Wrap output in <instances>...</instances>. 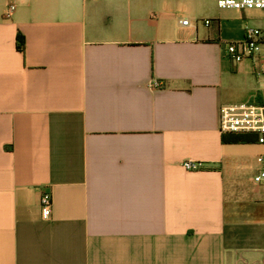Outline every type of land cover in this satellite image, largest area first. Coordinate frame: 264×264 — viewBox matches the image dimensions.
I'll list each match as a JSON object with an SVG mask.
<instances>
[{"label": "crops", "instance_id": "1", "mask_svg": "<svg viewBox=\"0 0 264 264\" xmlns=\"http://www.w3.org/2000/svg\"><path fill=\"white\" fill-rule=\"evenodd\" d=\"M148 1L0 0V264H264V147L218 126L264 104L222 41L241 10L198 0L174 28Z\"/></svg>", "mask_w": 264, "mask_h": 264}, {"label": "built area", "instance_id": "2", "mask_svg": "<svg viewBox=\"0 0 264 264\" xmlns=\"http://www.w3.org/2000/svg\"><path fill=\"white\" fill-rule=\"evenodd\" d=\"M217 5L221 9L264 10V0H217ZM13 9L14 5H11L6 17L10 16ZM203 23L209 26L211 19L205 18ZM181 24L189 25L190 21L182 19ZM226 53L236 63L251 60L258 70L257 74H262L264 72V31L260 28L246 27L243 39L230 42L226 47ZM218 126L221 133H254L256 142L264 147V104L254 102L224 104L220 107ZM182 167L193 171L198 170L201 165L198 162L185 160ZM256 168L253 181L264 184V149L256 156ZM40 205L44 217H50L52 197L49 192L41 195Z\"/></svg>", "mask_w": 264, "mask_h": 264}, {"label": "rangeland", "instance_id": "3", "mask_svg": "<svg viewBox=\"0 0 264 264\" xmlns=\"http://www.w3.org/2000/svg\"><path fill=\"white\" fill-rule=\"evenodd\" d=\"M198 0H149L147 2L148 8H151L156 14L161 15L162 13L165 15L166 19L169 21L171 27H177L179 22L178 18H182V14H184L183 19H188L190 22H193L192 17L187 14L186 9L187 5H190ZM215 3L217 0H213ZM240 11V10H239ZM219 21L221 22V26L223 30V42H225V47L230 42H235L243 39L244 30L246 27L251 28H260L264 31V10L252 9V10H241L240 12L226 11L220 15ZM203 20V19H202ZM195 22V20H194ZM258 75V74H257ZM257 75H249L245 80V85L248 86V90L253 88H257L260 85L257 84ZM243 92H246L245 90ZM242 92V93H243ZM237 95V93H234ZM239 94V93H238ZM244 100V99H243ZM234 102V101H233ZM247 223H252V220H247ZM247 225V224H246ZM252 230L251 225H247L244 228V236L242 239L244 242L250 241L245 236H249L248 234Z\"/></svg>", "mask_w": 264, "mask_h": 264}, {"label": "trees", "instance_id": "4", "mask_svg": "<svg viewBox=\"0 0 264 264\" xmlns=\"http://www.w3.org/2000/svg\"><path fill=\"white\" fill-rule=\"evenodd\" d=\"M17 48L19 51H23L24 50V37L22 34L18 33L17 34ZM225 136H222V141H225ZM244 140V138H242L241 136H234L231 141L232 142H242Z\"/></svg>", "mask_w": 264, "mask_h": 264}]
</instances>
